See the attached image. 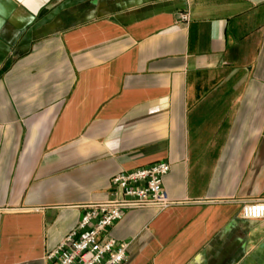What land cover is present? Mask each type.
Instances as JSON below:
<instances>
[{
	"label": "crops",
	"instance_id": "1",
	"mask_svg": "<svg viewBox=\"0 0 264 264\" xmlns=\"http://www.w3.org/2000/svg\"><path fill=\"white\" fill-rule=\"evenodd\" d=\"M158 162L181 204L110 229L127 264H264V0H0V264Z\"/></svg>",
	"mask_w": 264,
	"mask_h": 264
},
{
	"label": "built area",
	"instance_id": "2",
	"mask_svg": "<svg viewBox=\"0 0 264 264\" xmlns=\"http://www.w3.org/2000/svg\"><path fill=\"white\" fill-rule=\"evenodd\" d=\"M189 22V13L179 14ZM170 164L158 162L115 175L110 187L112 200L87 206L77 226L46 255L48 264H127L129 243L112 238L109 231L131 210L157 208L161 211L180 205L171 199L164 178ZM239 216L247 221H264V199L245 201Z\"/></svg>",
	"mask_w": 264,
	"mask_h": 264
}]
</instances>
